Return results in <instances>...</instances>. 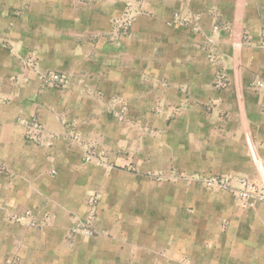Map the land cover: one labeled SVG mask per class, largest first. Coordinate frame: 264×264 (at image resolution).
<instances>
[{
	"label": "crops",
	"instance_id": "1",
	"mask_svg": "<svg viewBox=\"0 0 264 264\" xmlns=\"http://www.w3.org/2000/svg\"><path fill=\"white\" fill-rule=\"evenodd\" d=\"M128 4L131 31L115 37ZM215 24L230 27L212 60ZM262 43L264 0H0V264H264V202L194 180L222 171L264 185ZM31 60L70 83L42 87ZM112 99L132 122L108 116ZM35 113L46 145L27 138ZM88 146L114 170L86 162ZM97 190L107 235H71ZM26 210L42 227L2 219Z\"/></svg>",
	"mask_w": 264,
	"mask_h": 264
},
{
	"label": "built area",
	"instance_id": "2",
	"mask_svg": "<svg viewBox=\"0 0 264 264\" xmlns=\"http://www.w3.org/2000/svg\"><path fill=\"white\" fill-rule=\"evenodd\" d=\"M137 12L132 10L131 5L128 4V7L124 10L122 16L115 19L113 21V27H114V36L120 37L124 36L130 33L131 27L133 25V22L136 18ZM197 18L193 16L192 18H180L176 17L175 21H182L185 24H192L193 21H196ZM193 29L195 31H198V26H195V24L192 25ZM228 24H215L212 27V31L210 36L208 37L209 44L212 46L210 48L209 52V58H212L214 60L216 56V41L215 37L223 30L229 29ZM252 41V37L248 32H245L242 36V42L248 43ZM264 46V43H262ZM221 57H218L220 59ZM35 70L38 72L39 80L44 87H55V88H64L66 87L69 82V75L63 72L58 71H47V72H41L37 69L36 66H34ZM217 86L219 87H226L228 84V78L225 74L224 70H220L217 75ZM254 87L257 88H263L264 87V81L258 80ZM101 95V93H98ZM120 101L116 99H112L109 102V111L111 114H113L115 117H117L119 120H126L127 118V112H128V106L125 102L120 103V106L117 108L116 105ZM27 125V137L36 143L46 145L47 143V136L46 131L43 122L40 119V116L37 114H34L29 120L25 121ZM71 127L74 129L75 123H70ZM73 139L78 140V135H72ZM100 158V157H98ZM95 158L94 151L88 147L86 149V155H85V161L91 162ZM101 159V158H100ZM102 162L103 159H101ZM52 174H55L56 170L52 169ZM195 180L199 183H202L205 187L209 189H218V190H224L231 194H233L238 201L243 206H254L258 202H264V185L261 183L250 180L246 177L240 176V175H233V174H224V175H197L195 177ZM100 195L97 193H93L90 195L89 201L92 206L96 205L99 201ZM30 212L28 213V215ZM35 221H33V224ZM90 223V221H89Z\"/></svg>",
	"mask_w": 264,
	"mask_h": 264
},
{
	"label": "rangeland",
	"instance_id": "3",
	"mask_svg": "<svg viewBox=\"0 0 264 264\" xmlns=\"http://www.w3.org/2000/svg\"><path fill=\"white\" fill-rule=\"evenodd\" d=\"M28 63H29V67L31 69H33L34 71L37 72V70L34 69V66L38 67L37 62L34 61V60H31ZM37 75H38V72H37ZM40 84H41V82H40ZM41 86H42V84H41ZM42 87H44V86H42ZM45 88H50V87H45ZM51 88H55V87H51ZM253 88H255V87H253ZM55 89H59V88H55ZM106 113L108 114V116L113 117L119 123H122L123 124V123H130V122H132L130 120V118H129L128 113H127L126 120H122V121L119 120L117 117H115L113 114L110 113L109 107H108V109L106 107ZM35 114L39 115V113H35ZM73 123H75V122H73ZM75 126H76V123H75ZM144 132H146V133H148V134H150V135H152L154 137L157 136V131L154 130V129H152V128H150L149 126L144 127ZM72 135H78V140L73 139V136ZM70 136H71V138L74 141H80V133H77V131L75 130V128L73 130H71ZM88 147H90L94 151L95 158H97V159H94L93 162L97 163L100 167L106 168V172H111V171L114 170L115 167L114 168L112 167L113 166L112 163L110 161H108L107 155L102 151V149H100V151H98L97 148H95L94 146H88ZM98 157H100L101 159H103L104 162H102L101 159L98 158ZM117 169H118V167H117ZM119 169H121L122 171L121 172L120 171H117L118 173H122V172L126 171L123 168H119ZM211 172L212 173H208V174L207 173H203L201 175H210V174H212V175H224V174H229L228 172H222V171H220V172L219 171H211ZM109 175H110V173H109ZM121 175H123V174H120V176ZM173 175H174L173 177L166 176V175H162L161 177L158 176L157 179L171 181V180H177L178 177H181L180 174L177 175V174L174 173ZM121 181H124V180L121 179ZM195 184L205 187L202 183H199L196 180H195ZM220 191H222V190H220ZM225 192H227V191H225ZM93 193H97V194L100 195L98 203L96 205H94V206H92L90 204V201H89L90 195H92ZM102 197H103L102 196V193L100 191H98V190L97 191H93L92 193H90L88 195V205H89V208H90L89 213H88V215L85 218H80V217H77V216L75 217L74 223L70 227V234L71 235L83 234V235L88 236V237H98V236L104 235V234L107 235V233L105 232V230L104 229H101L99 227V225H98V221L100 219L99 218V215H98L99 214V206H100V202L102 200ZM28 213H29V210H26L24 212L21 211V213H17V214H12V213L5 212L4 213V217L2 219H4L8 223L15 222V223L20 224L21 227H23L26 230H28V231H26V233L29 232V228H31V227H37V228L38 227H42V223L40 221L36 220L35 218H33L31 213L29 215H28ZM33 221H35L34 224H33ZM89 221H90V223H89ZM108 235H110V234H108ZM136 236H139V234H136Z\"/></svg>",
	"mask_w": 264,
	"mask_h": 264
}]
</instances>
